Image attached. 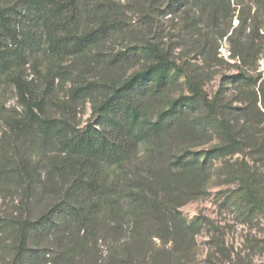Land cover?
I'll use <instances>...</instances> for the list:
<instances>
[{"label": "trees", "instance_id": "16d2710c", "mask_svg": "<svg viewBox=\"0 0 264 264\" xmlns=\"http://www.w3.org/2000/svg\"><path fill=\"white\" fill-rule=\"evenodd\" d=\"M187 1L171 0L169 6L183 10ZM232 1L236 0H201L202 9L194 18L198 27L222 15L216 27L221 31ZM79 4L80 0H41L35 6L44 11L42 26L57 55H82L109 32L104 22L80 35L68 34L64 17ZM14 23L8 10L0 7V38L16 47L10 53L0 50L3 67L28 64L29 49L23 47L25 38ZM253 25L242 20L222 34L232 46L230 58L240 63L237 75L226 77L223 84L236 96L227 100L222 90L210 96L204 73L180 66L168 52L148 44L151 63L142 70L120 82L102 80L72 89L74 101L98 92L103 95L94 106V113L104 120L102 127L78 128L49 116L46 101L12 70L10 80L25 111L15 129L30 139V145L58 146L65 157L64 170L53 165L47 177L40 163L30 158L0 176L7 183L29 182L20 215L0 217V245L5 237L1 231H10L11 236L3 264L51 263L53 246L59 249L55 264H200L198 237L204 221L188 220L180 208L219 186L229 188L224 204L236 210L243 224L259 228V235L247 236L245 246L264 254L260 226L264 225V73H253L259 66L250 56L257 48L264 57V35L259 33L261 26ZM27 35L33 41L30 31ZM179 77L185 80L187 94L165 95L164 108L153 106ZM238 101L242 105L234 106ZM110 168L118 172L111 185L105 174ZM47 198L44 211L34 217L28 210L32 201L39 204ZM60 210L67 233L52 243L50 217ZM101 241L111 248L105 263L89 255L90 247L97 248ZM225 246L224 237L213 238L208 257L216 261L206 264H253L248 255L247 260L233 258Z\"/></svg>", "mask_w": 264, "mask_h": 264}, {"label": "rangeland", "instance_id": "374dc122", "mask_svg": "<svg viewBox=\"0 0 264 264\" xmlns=\"http://www.w3.org/2000/svg\"><path fill=\"white\" fill-rule=\"evenodd\" d=\"M40 1L0 0V7L6 8L14 17V24L21 32V37L25 38L23 47L29 49L27 65L3 67L0 64V176H4L7 171L12 172L14 167L29 158L40 163L43 177H47V172L53 165L59 164V169L64 170L62 163L65 154H60L58 146L46 144L34 147L30 145L27 136L15 129V122L24 118L25 111L10 80L9 74L12 70L23 75L32 84L37 97L46 101L49 116L66 119L78 128L90 125L102 127L105 125L104 120L100 114L94 113V106L102 101L103 95L98 92L74 101L71 96L72 89L102 80L120 82L142 70L151 63L146 50L148 44L157 45L168 52L180 66L204 73L208 94L215 96L222 90L228 100L233 95L236 96V93L223 84L227 81L226 77L237 75L240 63L230 58L232 46L222 34L231 31V27H237L244 20L246 25L261 26L259 33L264 35L262 0L232 1L231 8L221 23V31L216 27L220 24L222 15L220 20L202 23L198 27L194 18L202 9L201 0H188L185 9L179 11H175L176 6H169L171 0H80L78 9L67 12L64 17L67 33L80 35L90 28H99L104 22L110 28L109 32L101 42L82 55H70L68 52L57 55L50 49L42 26L44 11L35 8ZM27 31L33 35V41L27 40ZM257 41L260 42L259 37ZM15 49L11 40L0 38L1 51L10 53L15 52ZM256 54L257 48L250 54L259 66V70L253 72L255 75L264 73L263 54ZM184 81L183 77L177 78L153 106H158L157 109L164 108L166 96L168 98L187 94ZM240 105V101L234 103V106ZM105 174L111 185L118 172L110 168ZM1 182L5 186L0 188V217H17L20 215L19 206L29 182L13 179L7 183L4 178H0ZM228 191L226 186L212 187L206 196L180 208L188 220L199 217L204 221L198 237V262L206 264L208 261H216L215 258L208 257L210 242L215 237H224L226 252H233V258L247 260L248 255L253 264H264V254L250 252L244 244L248 235H259V228L251 229L243 224L236 210L224 204ZM48 202V198L39 204H33L32 201L28 210L37 217ZM62 210L50 217L48 230L52 229L49 234L52 243L67 233L64 232L66 226L63 225V215L60 213ZM260 226L264 228V225ZM1 232L5 236L0 245V264H3L9 257V253H5L11 243V236L6 229ZM122 240L124 241V237ZM99 244L97 248L90 247L89 255L94 260L101 259L105 263L111 248L109 244L102 245V241ZM58 251L55 246L51 248L48 256L51 263L48 264H55Z\"/></svg>", "mask_w": 264, "mask_h": 264}]
</instances>
